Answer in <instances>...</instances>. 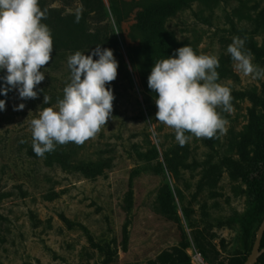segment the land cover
Wrapping results in <instances>:
<instances>
[{"label":"rangeland","instance_id":"rangeland-1","mask_svg":"<svg viewBox=\"0 0 264 264\" xmlns=\"http://www.w3.org/2000/svg\"><path fill=\"white\" fill-rule=\"evenodd\" d=\"M151 1L120 0L128 12L117 25L104 0L131 82H118L112 113L95 136L56 145L73 153V170L49 152L36 155L31 130L40 111L58 105L53 96L70 79L69 57L42 66L37 98L22 100L11 90L0 113V264H215L250 252L241 226L252 202L246 178L264 173V164L253 167L252 160L264 111L237 92L260 94L264 78L239 72L227 48L234 37L244 39L243 50L264 68L263 54L254 50L264 47V0H194L168 20L179 40L218 57V82L232 96V112L222 113L227 131L211 139L186 132L183 145L173 128L158 122L156 105L149 110L139 73L129 64V52L139 45L132 34L136 14ZM44 3L63 14L82 7L79 0ZM90 21L64 29L79 35L93 29ZM63 48L56 43L53 50ZM20 103L25 108L15 110ZM81 161L100 168L84 172L74 167Z\"/></svg>","mask_w":264,"mask_h":264},{"label":"clouds","instance_id":"clouds-1","mask_svg":"<svg viewBox=\"0 0 264 264\" xmlns=\"http://www.w3.org/2000/svg\"><path fill=\"white\" fill-rule=\"evenodd\" d=\"M43 15L39 0H0V72L6 71L0 77V94L17 90L22 100L37 98L36 86L45 79L41 68L54 49L51 31L41 23ZM244 43L234 37L227 48L235 68L246 76L264 78V68L252 63ZM68 66L70 83L63 89V98L31 121L33 151L38 156L54 151L57 144H82L99 132L112 113L115 97L107 84L117 78L119 67L113 50L97 45L91 55L77 51L68 58ZM218 68L217 56L197 54L185 45L155 62L151 70L148 87L157 94L156 119L175 130L180 145L189 138L186 132L211 139L227 131L222 113L232 112V96L218 82ZM49 100L45 95L44 104ZM24 108L20 103L15 110ZM4 110L6 100L0 99V111Z\"/></svg>","mask_w":264,"mask_h":264},{"label":"trees","instance_id":"trees-1","mask_svg":"<svg viewBox=\"0 0 264 264\" xmlns=\"http://www.w3.org/2000/svg\"><path fill=\"white\" fill-rule=\"evenodd\" d=\"M81 2V12L72 14H63L57 8L46 7L44 0H39V7L43 12L41 23L46 24L52 34L53 48L54 44L59 43L64 47L60 52L53 50L51 56H59L61 59H66L75 52L80 51L86 55H91L97 45L101 48L113 50L114 56L119 62L117 78L109 82L107 87L113 90L116 94L118 82L125 79L131 82L130 70L128 62L124 59L118 48V40L115 31L109 23V12L104 3V0H79ZM194 0H153L150 3L143 5L141 10L136 14V23L133 27V38L139 40V45L133 48L129 54V64L132 70L139 73L143 90L147 93L146 97L149 100V110L154 108L155 98L157 94L148 87V77L155 62L167 59L173 56L177 49L185 45L191 46L198 54V46L194 41H181L173 32L169 30L168 20L177 14V12L191 7ZM109 7L113 15L116 17L117 25L127 15L128 9L121 5L120 0H109ZM127 4V3H126ZM259 16H264V9L259 12ZM93 22L91 31H81L79 35H68L67 23L74 24L82 23L86 20ZM90 21V24H91ZM82 27L81 25L78 26ZM76 28L73 30L75 32ZM62 33L56 37V33ZM55 37V38H54ZM253 42V41H251ZM255 52L263 54L264 47L256 48ZM51 58V59H52ZM98 59V57H93ZM58 62V59H57ZM55 64H57L55 62ZM6 74H1L0 77ZM122 82V81H121ZM70 83V79L66 84ZM0 87H3V81L0 80ZM237 94L240 97H248L254 105H260L264 111V85L260 94L255 91H239ZM11 97V91L7 95L0 94V99L6 100V106ZM63 98V91L57 92L53 96V100L59 101ZM2 111H0L1 113ZM254 154L252 157L253 167L264 164V122L261 127H255L254 131ZM49 157L58 161L62 166L73 170V153L66 150H54L48 153ZM84 172L95 173L97 168H100L99 163L81 161L77 166H74ZM249 185L250 193L252 194V202L247 212V216L241 226V239L243 247L252 250L257 230L264 219V173L256 170L252 175L246 178ZM170 197L169 191L165 195V202ZM261 246L264 247V235L261 241ZM250 252L245 253L244 250H239L233 253L226 261L220 260L215 264H243ZM256 264H264V253L258 258Z\"/></svg>","mask_w":264,"mask_h":264},{"label":"water","instance_id":"water-1","mask_svg":"<svg viewBox=\"0 0 264 264\" xmlns=\"http://www.w3.org/2000/svg\"><path fill=\"white\" fill-rule=\"evenodd\" d=\"M263 235H264V219L262 220L257 230V234L252 250L243 264H256L258 258L264 253V247L261 246Z\"/></svg>","mask_w":264,"mask_h":264}]
</instances>
